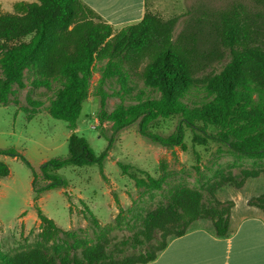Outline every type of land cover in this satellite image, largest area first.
Returning a JSON list of instances; mask_svg holds the SVG:
<instances>
[{
    "label": "trees",
    "instance_id": "1",
    "mask_svg": "<svg viewBox=\"0 0 264 264\" xmlns=\"http://www.w3.org/2000/svg\"><path fill=\"white\" fill-rule=\"evenodd\" d=\"M255 4L260 8L253 11L244 3H234L189 25L176 38L177 17L166 20L147 11L140 22L115 31L82 0L20 1L12 13L0 12V104L7 106L14 85L23 86L25 70H33L35 86L60 84L48 112L65 121L71 131L68 157L41 165L42 187H36L38 173L33 170L36 197L67 186L56 173L64 167L98 164L102 171L112 140L97 156L87 139L76 133L97 64H104L96 91L102 106L109 97L104 90L108 79L121 76L126 80L140 69L145 85L159 94L137 104L119 105L102 116L101 121L106 118L115 131L137 123L142 136L175 147L183 143L185 129H190L193 144L206 146L215 141L239 158L253 161L240 176L221 174L203 189H176L146 213L141 230L132 239L113 246L102 240L81 242L75 232L62 230L38 209L40 237L51 245L13 254L0 249V264H145L195 222L211 221L218 237L229 233L234 202L220 201L216 192L228 184L241 189L248 179L264 174V0H255ZM199 90L209 100L192 108L186 99ZM174 116L180 121L172 135L150 131L158 119ZM0 156L21 159L32 168L15 149L0 148ZM118 166L138 188H162V181L147 172L136 171L146 176L139 177L131 165ZM9 174V166L0 161V178ZM248 204L264 214V192ZM93 221L98 224L94 216Z\"/></svg>",
    "mask_w": 264,
    "mask_h": 264
},
{
    "label": "rangeland",
    "instance_id": "2",
    "mask_svg": "<svg viewBox=\"0 0 264 264\" xmlns=\"http://www.w3.org/2000/svg\"><path fill=\"white\" fill-rule=\"evenodd\" d=\"M17 1L35 0H0V12L12 13ZM237 2L248 5L253 11L260 8L255 0H149L148 3L149 9L162 18H178L174 30L176 38L199 19L210 18V15ZM103 65L97 64L94 68L76 133L87 139L97 156L108 148L110 139L112 144L107 149L102 171L98 164L58 170L56 173L66 181V187L46 191L38 197L33 190V170L38 173L36 187H42L45 182L41 165L69 155L71 131L65 121L53 118L48 112L60 84L54 82L49 88L35 86L37 73L25 70L23 86L14 85L7 106L0 104V148L15 149L32 165L31 168L21 159L0 156V161L10 169L8 176L0 178V239L7 232L19 235L24 221L28 228H32L23 229L20 237L8 234L0 243L2 251L13 254L51 245L41 239V226L35 227L39 220L38 209L62 230L75 232L81 242L91 244L102 240L113 246L132 239L141 230L146 213L166 201L176 189L182 186L203 189L221 174L240 176L243 169L252 167V160L239 158L227 146L215 141L206 146L193 144L190 129H185L183 143L175 147L162 146L142 136L137 123L115 131L106 118L101 121L102 116H108L119 105L137 104L149 97L157 98L159 94L145 85L139 75L140 69L126 80L121 76L108 79L104 90L109 97L102 106L96 91ZM208 100L206 93L199 90L193 91L186 102L193 108ZM179 121V116L158 119L150 126V131L168 137L176 131ZM209 132L215 133L216 130L209 128ZM118 163L131 165L133 173L139 177L146 176L136 171L147 172L162 181V188H138L129 175L122 173ZM263 192L264 174H261L259 178L248 179L241 189L226 185L216 192V197L234 203L233 199L238 198L240 209H243L245 197L248 203Z\"/></svg>",
    "mask_w": 264,
    "mask_h": 264
},
{
    "label": "crops",
    "instance_id": "3",
    "mask_svg": "<svg viewBox=\"0 0 264 264\" xmlns=\"http://www.w3.org/2000/svg\"><path fill=\"white\" fill-rule=\"evenodd\" d=\"M82 1L106 23L111 24L115 31L140 22L145 13L151 11L149 0ZM219 200L226 202V198ZM233 200L235 203L231 210L230 230L226 236L218 237L209 220L195 222L185 235L170 239L158 257L145 264H264V214L259 208L249 205L246 197L243 209H240L238 198ZM35 225L41 226L40 219ZM23 229L32 228H28L24 221L19 235L2 232L4 234L0 243L6 240L8 234L22 236Z\"/></svg>",
    "mask_w": 264,
    "mask_h": 264
}]
</instances>
